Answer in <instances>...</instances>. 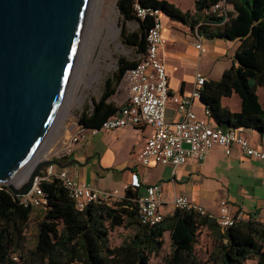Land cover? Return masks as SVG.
<instances>
[{
  "label": "trees",
  "instance_id": "obj_1",
  "mask_svg": "<svg viewBox=\"0 0 264 264\" xmlns=\"http://www.w3.org/2000/svg\"><path fill=\"white\" fill-rule=\"evenodd\" d=\"M218 0H196L197 13H205L206 22H223L209 12ZM150 11L160 10L209 36L207 25L190 11H183L169 0H139ZM125 20H136L139 27L123 31V42L146 51L147 32L154 17L137 15L134 0H118ZM229 19L225 21L228 39H239L234 62L219 80H205L200 99L211 112L212 121L225 128H253L264 137V103L258 88H264V0H226ZM138 60L119 59V68L107 79L104 91L94 101L93 109L79 117L86 128L100 129L103 122L121 109L110 100L117 91L125 72ZM237 93L241 110L233 111L222 104L223 97ZM40 187L46 194L47 205L38 223L36 244L27 248L26 235L33 207L21 203L5 184L0 183V264H151L158 255L169 232L171 251L163 264H264V222L253 215L238 219L224 229L215 219L196 211L175 209L155 225L140 221L139 187L125 188L121 199L113 205L90 203L78 210L61 181L43 180ZM35 208V207H34ZM116 227L133 228L134 234L117 245L110 243V232ZM203 229L210 231L212 250L206 259L200 258L195 246ZM251 261L253 263H251Z\"/></svg>",
  "mask_w": 264,
  "mask_h": 264
},
{
  "label": "crops",
  "instance_id": "obj_2",
  "mask_svg": "<svg viewBox=\"0 0 264 264\" xmlns=\"http://www.w3.org/2000/svg\"><path fill=\"white\" fill-rule=\"evenodd\" d=\"M195 1L192 0L190 4H186L183 0H173L172 3L183 11L188 10L195 14L200 19V23L207 25L209 36H201L207 47L204 53H200L195 46L198 39L196 31L192 30L188 24L162 13V19H164L162 34L165 42L161 51L166 61L171 96H191L194 91L200 90L202 85L197 82L198 75L206 80H219L222 73L233 64L236 49L240 44L239 39H228L221 35L226 30L225 22H206L205 13H197ZM183 34L185 38H182ZM193 35L196 36L195 43L190 41L194 40ZM181 42L187 45L184 47ZM223 59L224 62L220 63ZM119 90L118 87L117 91ZM110 100L116 102L113 98ZM125 101L126 94L123 102L118 106L122 107ZM232 101L234 103H231ZM222 104L233 111L241 110V99L237 93L223 97ZM193 109L199 117L212 121L211 112L208 117L206 114L208 108L200 97H194ZM166 114L169 121L175 122L182 118V113L173 101L168 103ZM242 129L249 142L264 151V137L253 128L242 127ZM76 131L71 129L70 133L74 135ZM100 131L111 133L109 138L115 140L112 146L94 157L92 152L85 148L89 144L87 133L94 135ZM152 132L151 125L116 130L100 129L95 133L89 128L80 142L74 145L73 152L58 161L68 169L70 177L74 180L119 196H123L126 185L131 183L133 173H137L140 177L141 196L146 193L149 185L161 184V197L164 203L160 210L165 216L175 210L171 204L172 199L176 195H185L214 215L220 213V205L226 201L233 213L242 212L245 218L253 215L264 222V159L247 156L237 146L229 155L222 147L215 146L204 159L190 158L177 168L159 163L144 166L138 162V154ZM114 170H122L120 179H115L117 177L112 173ZM108 174H111L112 182L116 180L123 183L120 194L117 189L113 191V186L100 185V181L107 178ZM44 212V207L43 209L33 208L27 234L29 225L33 224L32 218H37L36 221L39 223Z\"/></svg>",
  "mask_w": 264,
  "mask_h": 264
},
{
  "label": "built area",
  "instance_id": "obj_3",
  "mask_svg": "<svg viewBox=\"0 0 264 264\" xmlns=\"http://www.w3.org/2000/svg\"><path fill=\"white\" fill-rule=\"evenodd\" d=\"M134 1L137 15L141 18L146 17L148 13L153 15L154 24L147 32L146 51L141 54L136 66L125 72L119 84V89L125 90L127 94L125 103L118 112L103 122L100 129L116 130L151 125L153 132L138 154V162L144 166L159 163L177 168L190 158L204 159L215 146L222 147L228 155L237 146L247 156L264 159V151L249 142L242 127L225 129L210 119L197 115L193 109V99L200 97V90L194 91L191 96L170 95L169 75L161 51L165 42L162 34V12L160 10L150 11L143 8L139 0ZM209 12L224 17L223 22L229 19L226 0H218L209 8ZM196 35L198 39L195 46L200 53L206 52L207 47L197 31ZM205 80L204 77L198 75V84L203 85ZM170 101H173L182 113V118L175 122L167 119L166 110ZM206 114L210 116L208 109ZM88 129L79 124L76 133L70 137L68 146L56 151L54 154L56 158L45 157L55 160L68 157L73 152L74 145L80 142ZM90 129L94 133L100 130ZM54 179L61 181L74 200L76 208L81 211L90 203L113 205L122 198V196L100 190L90 184L78 182L70 177L67 168L49 164L42 170L33 189L28 194L20 196L21 203L33 208L45 207L47 197L40 187V182ZM140 185L139 175L133 173L132 181L126 187L134 189ZM161 192V184L149 185L146 193L138 199L140 221L143 224L155 225L163 221L165 215L160 210L164 203ZM171 204L174 209L191 210L208 215L215 219L222 229L233 225L238 219L245 218L242 212L233 213L226 201L221 203L218 215L208 212L202 205L193 202L185 195H176Z\"/></svg>",
  "mask_w": 264,
  "mask_h": 264
},
{
  "label": "water",
  "instance_id": "obj_4",
  "mask_svg": "<svg viewBox=\"0 0 264 264\" xmlns=\"http://www.w3.org/2000/svg\"><path fill=\"white\" fill-rule=\"evenodd\" d=\"M93 0H0V183L28 194L42 170L38 159L24 185L13 180L32 162L57 121L81 51Z\"/></svg>",
  "mask_w": 264,
  "mask_h": 264
},
{
  "label": "rangeland",
  "instance_id": "obj_5",
  "mask_svg": "<svg viewBox=\"0 0 264 264\" xmlns=\"http://www.w3.org/2000/svg\"><path fill=\"white\" fill-rule=\"evenodd\" d=\"M118 0H98L96 11L92 15L91 23L88 22L87 25V38L84 44L83 50L80 51L76 67L68 88V94H66L64 103L60 109V112L57 117V123L53 130L50 132L48 138L46 139L42 150L40 159L45 156L56 158L54 155L56 151L62 150L64 147L68 146L70 143V130L73 131L79 126V117L84 112H90L93 109L94 101L98 100L105 87V83L108 78L113 77L116 71L119 68V59L122 57L127 58L128 60H139L141 54L135 47L129 46L123 42V31H133L139 27V24L136 20H125L124 16L121 14L120 9L117 5ZM173 1V0H169ZM186 4H190L192 0H183ZM103 7L102 13L100 12L98 16V6ZM112 6V13L110 18V23L118 25L121 29L120 36L118 40H111L108 36V28H105L104 33H102V38L99 37L98 27L100 26V19L107 18V10L109 6ZM164 24V19H162ZM98 30V31H97ZM97 33V34H96ZM188 33V32H187ZM191 34V33H188ZM187 34V35H188ZM97 35V36H96ZM183 34L182 38H185ZM192 36V34H191ZM194 40L196 41V36L193 35ZM187 40L188 37H187ZM185 47L187 43L181 42ZM221 61L220 63H223ZM223 74V73H222ZM222 76V75H221ZM221 78V77H220ZM119 85L117 86L118 90ZM259 95L261 100L264 103V89L262 87L258 88ZM126 92L120 89L116 91V94L112 97L117 105H121L123 99L125 98ZM127 96V94H126ZM231 103H234L233 101ZM89 144L86 145V149L92 152V156L96 157L97 154H102L107 147L113 145V141L109 137L111 133L100 131L94 135L87 133ZM54 155V156H53ZM127 155V154H126ZM29 168V166L27 167ZM27 172V171H26ZM26 172L21 175L16 181H12L13 184L18 187L24 185L26 177ZM28 173V172H27ZM115 179H120L122 177V170H114ZM26 177V178H25ZM101 186H113L114 189H117V192L120 194L122 192V182H112L111 174H108V177L100 181ZM121 198V197H120ZM42 208L43 207H35ZM37 218H32L31 226L29 225V232L26 235V246L27 248H33L36 244V231L38 222ZM33 227V228H32ZM32 229V232H30ZM135 230L133 228H123L116 227L110 232V243L112 245H117L122 243L124 240L129 239ZM210 231L203 229L199 235V242L195 246V251L197 255L203 260L208 257L209 252L212 250V240L210 237ZM165 244L161 249L158 255H153L151 258V264H163L164 258L171 251L169 232L165 233ZM251 263H253L251 261ZM75 264H80L77 262Z\"/></svg>",
  "mask_w": 264,
  "mask_h": 264
},
{
  "label": "bare ground",
  "instance_id": "obj_6",
  "mask_svg": "<svg viewBox=\"0 0 264 264\" xmlns=\"http://www.w3.org/2000/svg\"><path fill=\"white\" fill-rule=\"evenodd\" d=\"M97 4H98V0H93V3H92V9H91V11H90V17H89V23H91V19H92V15H93V13L96 11V7H97ZM112 6L110 5L109 7H108V10H107V18H104V19H100V26L98 27V30H99V32H97L98 33V35H99V37L100 38H102V33H104V31H105V28H108V36H109V38H111V40H118V38H119V36H120V32H121V29L118 27V25H114V24H112V23H110V16H111V13H112ZM104 9H103V7H100V5L98 6V9H97V14H98V16H99V14H100V12L102 13V11H103ZM104 12V11H103ZM100 16H101V14H100ZM88 26H89V24H88ZM97 30V31H98ZM88 31H89V29L87 30V28H86V30H85V36H84V39H83V42H82V45H81V51L83 50V47H84V44H85V42H86V38H87V34H88ZM96 33V34H97ZM97 36V35H96ZM67 94H68V91H67ZM60 112V111H59ZM57 123V122H56ZM56 123L54 124V126H53V128L55 127V125H56ZM53 128L51 129V131L53 130ZM50 131V132H51ZM50 134V133H49ZM49 136V135H48ZM48 136H47V138H48ZM46 138V139H47ZM46 141V140H45ZM45 143V142H44ZM44 145V144H43ZM41 150H42V148H41ZM41 150L37 153V155L35 156V158L32 160V162L30 163V165H29V168H26L20 175H18L15 179H14V181H16V179L17 178H19L21 175H23L26 171L28 172H26V177H28V175H29V172H30V167L38 160V159H40V153H41ZM25 177V178H26Z\"/></svg>",
  "mask_w": 264,
  "mask_h": 264
}]
</instances>
